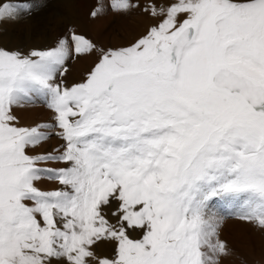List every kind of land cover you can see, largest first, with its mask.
I'll return each instance as SVG.
<instances>
[{"label":"snow or ice","instance_id":"1","mask_svg":"<svg viewBox=\"0 0 264 264\" xmlns=\"http://www.w3.org/2000/svg\"><path fill=\"white\" fill-rule=\"evenodd\" d=\"M42 6L7 0L0 22ZM142 11L156 23L127 46L70 30L45 50L0 47V264H222L233 250L215 197L264 231V0H149ZM93 52L66 84V62ZM36 102L54 123L18 126L13 109ZM53 135L63 143L29 154ZM45 179L59 187L42 190ZM98 242L114 255L98 256Z\"/></svg>","mask_w":264,"mask_h":264},{"label":"bare ground","instance_id":"2","mask_svg":"<svg viewBox=\"0 0 264 264\" xmlns=\"http://www.w3.org/2000/svg\"><path fill=\"white\" fill-rule=\"evenodd\" d=\"M3 2H7V0H0V3ZM13 2H22V0H13ZM30 2L35 3L36 0H30ZM132 2L137 3L140 7L125 14L114 12L110 6L111 0H42L44 6L34 10L31 15H22L15 21L0 22V47L19 50L25 54L33 49L45 50L55 46L58 38L70 35V30L91 40L98 48L127 46L143 35L150 25L156 23L150 15L142 11L149 0H132ZM166 2L167 0H157L158 4ZM101 6L102 11L93 17L92 11ZM96 60L95 52L69 59L66 62L68 71L63 77L64 82L69 86L80 82L94 66ZM34 105L32 108L33 105L16 107L13 109L14 114L21 119L25 112L31 111L29 119L33 121V118L39 116V120L42 114L50 111L40 102H36ZM28 107L31 109L29 110ZM49 114L53 118L51 111ZM44 122L52 123L50 120ZM50 139L54 148L58 147L62 141L56 137ZM54 165L53 167H55ZM38 185H41L40 182ZM237 206L235 199L221 197L217 208L209 207V211L213 214L225 217L220 230V237L223 240L226 237L234 238L239 234L244 236L241 232L248 229L244 222L230 215L237 209ZM229 216L232 219L229 220ZM229 223L235 225L229 226ZM243 239L245 238L243 237ZM114 247V243H99L94 247V250L98 256L110 258L114 255ZM53 264H55V260H53Z\"/></svg>","mask_w":264,"mask_h":264},{"label":"rangeland","instance_id":"3","mask_svg":"<svg viewBox=\"0 0 264 264\" xmlns=\"http://www.w3.org/2000/svg\"><path fill=\"white\" fill-rule=\"evenodd\" d=\"M32 105L33 106L30 105L31 108L35 106L34 104H32ZM31 108H29V110ZM49 112L50 111H47L44 114H42L40 116L41 119L38 120V118H39V116H38V117L33 118V121H31L29 119V114H31V111H27L24 113V115L21 117V119H19V117L16 116L17 119H19V125L18 126L31 127V126L36 125L38 122L43 123L45 120H50L53 123L54 120H52L53 118L50 116ZM36 121H38V122H36ZM52 137H56V136L53 135ZM58 140H60V139L58 138ZM62 143H63V141L60 142V145ZM53 148L54 147H53L52 141H51V139H49L48 141L44 142L42 145L37 146L34 150H30L29 154L38 155L41 153L51 152L53 150ZM53 165L54 164H52V163H47V164H40L38 166L39 167H50V166L53 167ZM54 166L56 167L58 165H54ZM40 184L41 185H38V186L42 190H52V189L59 187V185L56 184L55 182L48 181L46 179L44 181L43 180L40 181ZM229 198H231V197H228V199ZM220 199H221V197H215L212 200H210L209 201V207L217 208V206L220 202ZM235 201H236V204H238V201L237 200H235ZM228 219L230 220V219H232V217L229 216ZM231 225H232V223H229V226H231ZM234 225L235 224H233L232 226H234ZM244 225L246 226V228H248V229H245V232L248 234L247 237H246L247 234L245 232H241L242 234H244V236L243 235L241 236L239 234L238 236H236L234 238L226 237L224 239L228 243L229 247L233 250V255H231L227 258H224L222 260V264H264V231H260V230L256 229L252 224H249L247 222H244ZM249 229H251V230H249ZM243 237L245 239H243ZM99 243H101V242H98L97 246ZM106 243L107 242H102V244H106ZM110 244H113V243H110ZM94 247H96V246H94ZM55 264H67V262H66V260H61L59 262L55 261Z\"/></svg>","mask_w":264,"mask_h":264}]
</instances>
